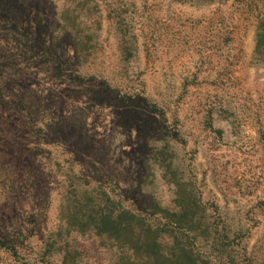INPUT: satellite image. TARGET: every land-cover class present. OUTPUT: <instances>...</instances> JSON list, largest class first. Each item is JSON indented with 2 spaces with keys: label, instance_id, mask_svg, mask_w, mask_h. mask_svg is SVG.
<instances>
[{
  "label": "rangeland",
  "instance_id": "374dc122",
  "mask_svg": "<svg viewBox=\"0 0 264 264\" xmlns=\"http://www.w3.org/2000/svg\"><path fill=\"white\" fill-rule=\"evenodd\" d=\"M0 264H264V0H0Z\"/></svg>",
  "mask_w": 264,
  "mask_h": 264
},
{
  "label": "trees",
  "instance_id": "16d2710c",
  "mask_svg": "<svg viewBox=\"0 0 264 264\" xmlns=\"http://www.w3.org/2000/svg\"><path fill=\"white\" fill-rule=\"evenodd\" d=\"M207 1H213V0H207ZM120 213L121 212H117V216H115V220L113 219V217L111 218L113 221H115L116 223H118L119 222V216H120ZM193 213H194V209L193 208H186V209H184L183 211H182V215L184 216V217H191L192 215H193ZM132 215H134V217H135V214H133V213H131ZM178 215V214H177ZM112 216V214L109 212V211H106V212H102V214H101V216H100V220L104 217V218H106V219H109L110 217ZM135 220H139V219H135ZM152 228V226L150 225V224H148V226L147 227H145V229L143 230L144 232H142V233H144L145 234V232L148 230V229H151ZM141 239V238H140ZM141 245V244H140ZM192 262L194 263L195 262V260H193L192 259Z\"/></svg>",
  "mask_w": 264,
  "mask_h": 264
}]
</instances>
